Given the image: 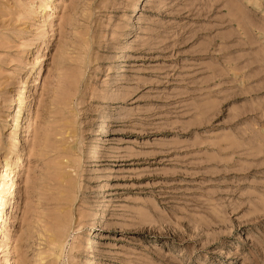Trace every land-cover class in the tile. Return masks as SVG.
Listing matches in <instances>:
<instances>
[{"label": "rangeland", "instance_id": "374dc122", "mask_svg": "<svg viewBox=\"0 0 264 264\" xmlns=\"http://www.w3.org/2000/svg\"><path fill=\"white\" fill-rule=\"evenodd\" d=\"M0 264H264V0H0Z\"/></svg>", "mask_w": 264, "mask_h": 264}, {"label": "bare ground", "instance_id": "6f19581e", "mask_svg": "<svg viewBox=\"0 0 264 264\" xmlns=\"http://www.w3.org/2000/svg\"><path fill=\"white\" fill-rule=\"evenodd\" d=\"M107 117H104L103 120L101 121V126L100 129L106 128L107 126Z\"/></svg>", "mask_w": 264, "mask_h": 264}]
</instances>
